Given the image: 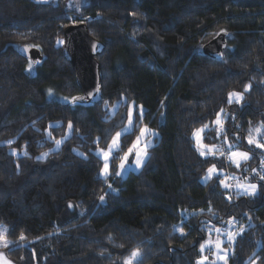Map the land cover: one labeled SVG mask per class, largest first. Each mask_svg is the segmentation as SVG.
<instances>
[{"label":"trees","instance_id":"1","mask_svg":"<svg viewBox=\"0 0 264 264\" xmlns=\"http://www.w3.org/2000/svg\"><path fill=\"white\" fill-rule=\"evenodd\" d=\"M77 23L104 44L95 103L73 102L81 91L62 54L63 28ZM221 32L211 58L202 46ZM130 105L133 127L101 176L95 150ZM142 125L157 136L141 169L119 177ZM249 136L264 144V0H0V250L16 263L124 264L139 249L133 264H198L207 228L232 220L227 264H264V148ZM230 150L249 158L225 162ZM213 166L256 192L229 195L221 174L202 181Z\"/></svg>","mask_w":264,"mask_h":264},{"label":"water","instance_id":"2","mask_svg":"<svg viewBox=\"0 0 264 264\" xmlns=\"http://www.w3.org/2000/svg\"><path fill=\"white\" fill-rule=\"evenodd\" d=\"M62 54L71 65L81 93L75 97L78 102L95 103L101 99V78L97 57L102 53L104 44L89 35L84 23L69 24L63 28ZM221 32L203 44L202 52L211 58H220L226 47ZM18 51L33 65L42 61L41 52L31 46L22 45Z\"/></svg>","mask_w":264,"mask_h":264},{"label":"rangeland","instance_id":"3","mask_svg":"<svg viewBox=\"0 0 264 264\" xmlns=\"http://www.w3.org/2000/svg\"><path fill=\"white\" fill-rule=\"evenodd\" d=\"M64 2H65V5L67 8L78 9L79 7L85 5L87 3V0H64ZM232 97H234V96H232ZM236 100H237V98H236ZM130 109H133V105H130L129 110ZM128 113H129V111H128ZM128 113H127V119H126L124 126L119 131L115 132L112 135L107 146L105 148H98L97 150H95V153L101 158V160L103 161V164H104L103 156H102V154L99 153V150L103 149V150L107 151L108 145L111 143L113 137H115L118 132L124 134L126 132H129L133 127V123L131 125H129ZM144 127L145 126H143L142 128H144ZM125 129H127V131H125ZM201 129H203V128H200L198 130H201ZM148 130H149L148 133L144 136H141V132L139 131L138 135L135 137V139L133 140L131 145L119 156V159L117 161L116 166H118L121 163L120 157H123L124 154L128 152L129 148H132L134 142H136V140H137V137H140V141H139L137 148L133 149L132 154H130L128 156L127 161H125V167L123 169H118V167H117V171L118 170L120 171V174L118 175L119 177L124 176L128 171H138L141 169V167L144 164L146 157H147V149L146 148H148L153 143L152 134L150 133L153 130L149 129V127H148ZM198 130H196L194 132V133H197V135H195V136L193 135V137L196 141V145L200 146L199 140H201V133L203 130L199 131V132H198ZM145 145H147V147H145ZM118 148H119V146L114 150L113 154L116 153ZM198 148L201 149L200 147H198ZM137 152H141V156L139 157L141 159V163L139 165H137V163H136V161L138 159ZM144 152H146V155H143ZM232 152H243V151L230 150L228 152V154L223 153L221 155L223 156L225 162H230V163L236 164L235 162H233L232 160L229 159ZM235 159L238 160L239 163L243 161V159H240L239 157H236ZM110 160H109V163H110ZM103 164H102V167L99 171L101 176H105L102 174V171H101L103 168ZM211 168H213V167H211ZM224 172L225 171L221 168L215 169V171L213 172L212 175L221 174L224 176V180L226 181V183L228 185H230V187H227L229 195H232L233 192H238V193H242V194H253L256 192V188L253 191L251 188L248 187V186L254 185V184L240 183L237 181V178L235 177V175H232L229 172H225V173ZM208 176H209V174L207 171V173H206L205 177L202 179V181H205L208 178ZM239 185H244V187H239ZM100 201H102V199H100ZM219 230L220 231H217V229H214L212 226L207 228V238L203 242V245H204L203 249H205V252L207 253L206 255L203 256V258L207 257V259L204 260L202 258L200 260V261H202V264H225V260L227 259L228 251H226V254H225V251H218L216 244H217V242L222 241V240H226L227 242L231 243L237 229H236L235 223L232 220H230L226 224L225 228H221ZM1 231H2V229H0V232ZM229 233L232 234L231 238L229 236ZM220 248L225 250V248L223 246H221V244H220ZM219 256H224L225 259H219L218 258ZM208 257H210L211 259H208ZM6 262H10V264H18L15 261L9 259L3 250H0V264H6ZM19 264H22V263L20 262Z\"/></svg>","mask_w":264,"mask_h":264},{"label":"snow or ice","instance_id":"4","mask_svg":"<svg viewBox=\"0 0 264 264\" xmlns=\"http://www.w3.org/2000/svg\"><path fill=\"white\" fill-rule=\"evenodd\" d=\"M229 96L230 97L235 96L237 98V100L240 99L239 94L230 93ZM76 100H77V98L74 97L73 98V102H76ZM229 102H231V99H230ZM142 113H143V110L141 108L140 109V114L142 115ZM133 114H134L133 109H130L129 113H128L129 125H131L133 123ZM216 123H219V119H217ZM204 127L207 128V125H205ZM68 129H69V131H71V129H72L71 122H69V124H68ZM202 130L203 129L198 130V132L202 131ZM125 131H127V129H125ZM148 131L149 130H148V128L146 126L144 128H142L140 130L141 136L146 135L148 133ZM261 131H262L261 128H257L256 129L257 133H260ZM121 135H122V133L118 132L116 134V136L113 137L111 143L108 145V150L107 151H105L103 149L99 150V153L102 154L103 160H104L103 168H102L101 171H102V174L105 175V176H107L109 174V172H110L109 160L110 159L114 160L116 158L113 153H114V150L119 146V143H120V139L119 138H120ZM193 135L195 136V135H197V133H194ZM49 136H51V133H49ZM98 141H99V138H98L97 142ZM139 141H140V137H137V140H136V142H134L132 148H129L128 152L125 153L123 157H120L121 163L117 166L118 169H123L125 167V161H127L128 156L130 154H132L133 149L137 148V146L139 144ZM55 142H56L57 145L62 143L61 140H56ZM9 143H12V142L9 141ZM248 143L249 144H256L258 147L264 148V144H260L257 140H255L251 136H249V138H248ZM145 147H147V145H145ZM231 147H232V145H229V148H231ZM200 154H201V156H204L206 153L204 151H200ZM221 154H223V153H221ZM143 155H146V152H144ZM140 156H141V152H137V157H138V159L136 161L137 165H139L141 163V159L139 158ZM236 157H239L240 159H243V160H247L249 158V155H248V153H244V152H232L231 153L229 159L232 160L233 162H235L237 164V166H239V161L235 159ZM214 171H215V166H213V168L208 169V174H209L208 178L211 177V175L213 174ZM119 174H120V171L118 170L116 172V175H119ZM262 179H264V177H262ZM221 183L224 185L225 188L230 187V185H228L224 181H221ZM239 187H244V185H239ZM248 187L251 188L253 191L256 188L255 185H250ZM101 199H103V197H101ZM70 207H71V205H70ZM217 231H220V230L217 229ZM3 232H7V229H4ZM229 236L231 238L232 234L229 233ZM0 238H2V233H0ZM20 239H24V236L21 235ZM221 243H222V241L217 242L216 247H217L218 251H225V254H226V250H223V249L220 248V244ZM203 248H204V245H201V249L202 250H203ZM140 256H141L140 250L139 249H134V250L131 251L130 256L124 261V264H133V261L135 259H138ZM218 258L219 259H225L224 256H219ZM203 259L206 260L207 257H205ZM6 264H10V262H6ZM198 264H202V261H198ZM225 264H227L226 260H225ZM251 264H255V261L251 262Z\"/></svg>","mask_w":264,"mask_h":264},{"label":"crops","instance_id":"5","mask_svg":"<svg viewBox=\"0 0 264 264\" xmlns=\"http://www.w3.org/2000/svg\"><path fill=\"white\" fill-rule=\"evenodd\" d=\"M143 126H146V125H142L141 128H142ZM146 127H147V126H146ZM147 128H148V127H147ZM149 129H151V128H149ZM151 130H153V129H151ZM150 133L152 134V139L154 140V138L157 136L156 132L153 130V131L150 132ZM150 133H149V134H150ZM146 149H147V148H146ZM138 171H139V170H138ZM128 172H129V171H128ZM128 172H127V173H128ZM134 172H136V171H134Z\"/></svg>","mask_w":264,"mask_h":264}]
</instances>
